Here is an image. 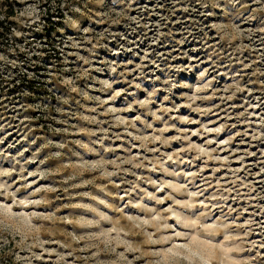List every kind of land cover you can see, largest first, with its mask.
Here are the masks:
<instances>
[{"label":"rangeland","instance_id":"374dc122","mask_svg":"<svg viewBox=\"0 0 264 264\" xmlns=\"http://www.w3.org/2000/svg\"><path fill=\"white\" fill-rule=\"evenodd\" d=\"M2 19L1 264H264V0Z\"/></svg>","mask_w":264,"mask_h":264},{"label":"trees","instance_id":"16d2710c","mask_svg":"<svg viewBox=\"0 0 264 264\" xmlns=\"http://www.w3.org/2000/svg\"><path fill=\"white\" fill-rule=\"evenodd\" d=\"M57 1L60 3L62 0H57ZM10 13H13V10H12V9L9 10L8 14L10 15ZM62 15H63V14H60V15H58V14H53V16H60V17H62ZM2 23H3V19L0 20V26H1ZM54 23H57V22L54 21ZM56 26H57V25H56ZM56 26H51V28L56 27ZM53 29H55V28H53ZM8 257L10 258V255L5 254V252L0 251V264L3 262L4 259L7 260Z\"/></svg>","mask_w":264,"mask_h":264}]
</instances>
